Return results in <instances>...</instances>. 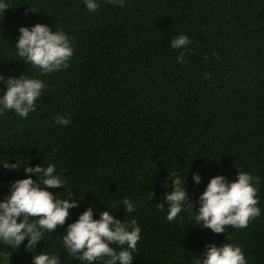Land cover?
<instances>
[{"label":"trees","instance_id":"trees-1","mask_svg":"<svg viewBox=\"0 0 264 264\" xmlns=\"http://www.w3.org/2000/svg\"><path fill=\"white\" fill-rule=\"evenodd\" d=\"M6 2L0 95L9 77L22 74L44 80L45 88L27 118L0 115V163L20 166L0 164V200L17 179L31 175L39 183L24 167L53 164L65 185L48 190L58 198L72 192L78 206L32 252L27 238L18 249L0 242V264H33L42 251L60 264H83L63 235L88 207L95 219L109 210L121 222L137 221L142 238L132 264H195L212 243L237 245L247 264H264V0H126L124 7L97 0L94 13L85 0ZM36 23L73 39L67 68L41 76L18 56L19 27ZM181 34L191 43L175 49L171 40ZM181 51L184 63L177 61ZM58 114L70 125L55 123ZM239 170L260 178V215L220 234L196 225L209 180L231 182ZM175 175L185 177L194 210L169 222L165 195ZM125 198L134 212L123 208Z\"/></svg>","mask_w":264,"mask_h":264},{"label":"clouds","instance_id":"clouds-1","mask_svg":"<svg viewBox=\"0 0 264 264\" xmlns=\"http://www.w3.org/2000/svg\"><path fill=\"white\" fill-rule=\"evenodd\" d=\"M108 3L120 7L126 6V0H108ZM89 12H96L100 5L97 0H85ZM11 8L6 0H0V16L4 10ZM32 10H34L31 7ZM19 38L15 43L17 54L26 64L40 69V75L56 73L69 66L74 55V41L63 30L52 31L47 24L36 23L33 26L19 27ZM191 43L187 35L181 34L171 40L175 49H184ZM183 51L177 57L178 63H184ZM208 73H205V78ZM4 77L0 74V80ZM7 88L0 95V115L14 111L22 118L36 108V102L42 96L45 82L38 78H28L23 74L9 77ZM55 123L68 126L70 118L57 115ZM4 168L18 170L17 163L9 164L8 160L0 163ZM25 173L40 178L39 183L29 175L12 182L9 194L0 200V242L18 249L27 238L25 249L34 251L45 231L55 232L63 226L70 216V209L78 206L73 193L68 198H58L49 188H61L65 181L55 174V165L47 167L36 165L24 167ZM173 174L170 173V176ZM193 180L199 184L201 176L193 174ZM260 178L249 172L238 171L237 178L229 182L223 175L213 176L203 193L199 196V210L196 211V225L209 228L213 233H225L226 226L247 228L251 220L260 215L259 204ZM46 186V187H45ZM167 187V185H164ZM171 191L165 199L168 203L167 220H176L182 212H192L193 204L185 188V177L175 175L171 179ZM153 195V193H152ZM117 204L112 207L116 208ZM122 206L126 212H134L135 207L129 198H125ZM158 209L163 211L164 205ZM141 228L135 219L121 222L114 218L111 211L101 212L100 218H94V210L88 207L79 218L68 224L63 235V245L73 257H78L83 264H132L133 252L141 240ZM115 243V247L111 246ZM33 264H60L56 254L40 252L33 255ZM195 264H247L242 249L231 243L217 246L212 243L206 246L202 258L198 257Z\"/></svg>","mask_w":264,"mask_h":264}]
</instances>
